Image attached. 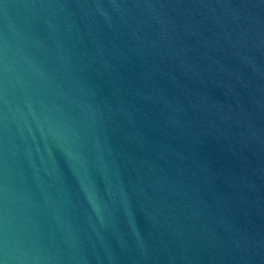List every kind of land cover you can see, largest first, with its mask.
I'll use <instances>...</instances> for the list:
<instances>
[{"label":"water","instance_id":"water-1","mask_svg":"<svg viewBox=\"0 0 264 264\" xmlns=\"http://www.w3.org/2000/svg\"><path fill=\"white\" fill-rule=\"evenodd\" d=\"M0 264H264V0H0Z\"/></svg>","mask_w":264,"mask_h":264}]
</instances>
